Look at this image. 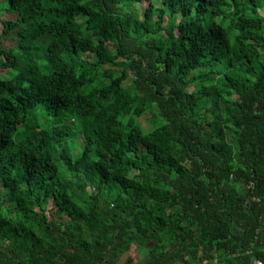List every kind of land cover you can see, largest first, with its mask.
Listing matches in <instances>:
<instances>
[{
	"label": "trees",
	"instance_id": "trees-1",
	"mask_svg": "<svg viewBox=\"0 0 264 264\" xmlns=\"http://www.w3.org/2000/svg\"><path fill=\"white\" fill-rule=\"evenodd\" d=\"M263 9L0 6V264H264Z\"/></svg>",
	"mask_w": 264,
	"mask_h": 264
},
{
	"label": "rangeland",
	"instance_id": "rangeland-1",
	"mask_svg": "<svg viewBox=\"0 0 264 264\" xmlns=\"http://www.w3.org/2000/svg\"><path fill=\"white\" fill-rule=\"evenodd\" d=\"M6 3H7V0H0V6L6 5ZM142 6H143V7L141 8V10H143V8H144V5H142ZM133 9H134L133 7H128V8H126V10H133ZM138 14L140 15L139 12H138ZM260 14L264 16V9L260 11ZM9 19H11V20H15V19H16V15H10V16H9ZM6 43H12V42L8 41V42H6ZM105 68H111V69L117 71V67H110L109 65H106ZM0 75H1L2 78H7V77H9V73H8L7 70H1V71H0ZM141 124H142L143 126H145L144 122H141ZM83 140H84V139L82 138V134L79 133V134H77V135L73 138L72 141L75 142V143L77 144V146H80V145L83 143ZM136 251H137L138 253H136ZM142 251H143V255L146 256V254H147V253H146V250H145L144 248H142ZM126 255L134 256V257H136V256H142L141 254H139V251H138V245H136V244L131 245L130 250L127 252ZM134 257H133V258H134ZM136 259H137V258H136ZM137 261H138V260H135L134 263H136Z\"/></svg>",
	"mask_w": 264,
	"mask_h": 264
},
{
	"label": "crops",
	"instance_id": "crops-1",
	"mask_svg": "<svg viewBox=\"0 0 264 264\" xmlns=\"http://www.w3.org/2000/svg\"><path fill=\"white\" fill-rule=\"evenodd\" d=\"M138 251H139V254H141L142 256H136V257L132 256V257H134L133 264H144L146 262V260L148 259L149 254H146V256L143 255L142 247H140V246H138ZM136 253H138V252L136 251ZM135 260H138V261L136 263H134Z\"/></svg>",
	"mask_w": 264,
	"mask_h": 264
},
{
	"label": "built area",
	"instance_id": "built-area-1",
	"mask_svg": "<svg viewBox=\"0 0 264 264\" xmlns=\"http://www.w3.org/2000/svg\"><path fill=\"white\" fill-rule=\"evenodd\" d=\"M254 264H262L260 261H255Z\"/></svg>",
	"mask_w": 264,
	"mask_h": 264
}]
</instances>
